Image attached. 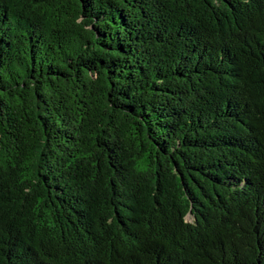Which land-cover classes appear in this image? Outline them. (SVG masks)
I'll return each instance as SVG.
<instances>
[{
  "label": "trees",
  "instance_id": "obj_1",
  "mask_svg": "<svg viewBox=\"0 0 264 264\" xmlns=\"http://www.w3.org/2000/svg\"><path fill=\"white\" fill-rule=\"evenodd\" d=\"M0 264H264V0H0Z\"/></svg>",
  "mask_w": 264,
  "mask_h": 264
},
{
  "label": "rangeland",
  "instance_id": "obj_2",
  "mask_svg": "<svg viewBox=\"0 0 264 264\" xmlns=\"http://www.w3.org/2000/svg\"><path fill=\"white\" fill-rule=\"evenodd\" d=\"M190 221V219H188Z\"/></svg>",
  "mask_w": 264,
  "mask_h": 264
}]
</instances>
